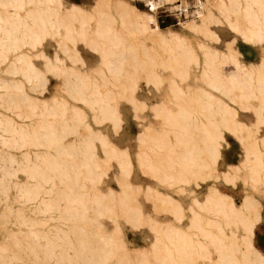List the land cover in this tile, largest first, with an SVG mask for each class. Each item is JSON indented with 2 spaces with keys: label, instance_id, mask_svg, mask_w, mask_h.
Here are the masks:
<instances>
[{
  "label": "bare ground",
  "instance_id": "6f19581e",
  "mask_svg": "<svg viewBox=\"0 0 264 264\" xmlns=\"http://www.w3.org/2000/svg\"><path fill=\"white\" fill-rule=\"evenodd\" d=\"M206 1H202L200 13L183 22L186 27L198 26L196 18L203 17ZM160 2L147 0V10H140L129 0H95L89 8L73 1L65 5L63 0H0V69L6 73L0 75V106L3 108L0 110V224L4 231L0 241V264H121L131 260L150 261L157 252L158 258L163 262L169 259V264H196L193 257L197 252L209 256V248L205 246L197 251L181 245L173 253V235L180 240L178 235H183V229L173 222L163 225L153 219L150 222L163 230L164 248L156 247L161 241L151 243L148 251L126 245L118 247L122 230L114 216L123 209L110 206L107 199L118 198L121 192L112 188L108 192H98L97 186L107 174L110 161L114 160L122 193L127 189L132 193L141 189V186L134 188L129 180L134 164L131 154L127 148L110 141L100 129H94L86 120L83 107L56 95L50 99L35 97L32 92L46 85L47 71L65 78V90L73 100L82 102L94 113L95 123L110 121L114 129L119 128L122 117L117 103L120 97L131 102L135 109L144 110L149 106L154 115L163 118V134H173L175 141L161 145L148 141L154 134L152 125H143L138 135L144 148L137 152V161L142 170L153 177L170 179L171 175L165 170L172 163L182 171L201 169L214 180L220 177L228 180L230 169L241 165L252 168L253 173L247 177L249 191L241 205L221 194L215 184L210 186L205 201L195 200L194 204L213 214L214 218L209 221L218 227V234L208 237L211 242L218 240L219 258L211 259V264L264 263V253L252 244L257 225L264 221L260 199L264 198V172L254 167V163L264 164V151L259 149L264 144V135H258L257 130L238 120L232 106L214 94L217 92L233 102L239 98L242 103L259 92L264 102V73L253 78L264 69V55L259 63L247 64L232 46L222 52L206 49V58L201 62L197 57L195 60L201 67L200 76L194 77L195 85L187 83L185 89L174 83L160 100L147 104L136 95L141 78L137 70L147 69L144 72L147 83L154 86L160 85L164 78L156 71L157 56L151 53L144 57L152 51L147 53L148 47L143 48L142 52L147 51L141 56L134 42H130V35L147 37L164 46L182 39L177 32L164 33L158 25L155 12ZM213 5L226 15L228 25L244 39L253 43L264 40V0H214ZM92 23L95 26L92 27ZM47 38L56 41L57 49L65 58L47 59L44 70L35 64L34 58H48L42 49ZM79 42L100 56V64L93 73L75 69L77 63L84 64L77 48ZM175 46L180 47L181 43ZM170 49L174 53L175 71L178 74L187 72L186 65L195 58L193 50L176 52L175 49L174 52L173 47ZM145 58L152 65L147 64ZM66 59L72 66L64 63ZM136 59L139 61L135 67L129 61ZM151 59L155 61L152 63ZM228 63L234 64V71L225 74L222 67ZM132 66L134 72L124 73L125 68ZM198 79L200 84H196ZM191 87L202 106L200 115L207 121L186 108L174 111L168 106L173 101L171 92L194 101ZM235 89L242 94H233ZM28 119L32 122H27ZM227 132L240 142L242 160L240 166L228 165L220 173L217 163L222 157L221 148ZM69 136L75 138L69 140ZM95 141L103 149L105 158L98 156ZM160 146L169 156L157 165L154 151ZM11 149H18L20 157ZM197 153L203 154L201 163L194 156ZM18 172L25 175L23 180L17 179ZM174 178L182 180L184 174ZM145 189L167 210L184 216L181 202L170 194L151 185ZM11 190H14L13 196ZM134 208L141 219V208ZM191 210L196 211L193 206ZM36 212L47 215L36 218ZM103 216L112 220L113 229L105 228L100 220ZM48 219L60 220L67 228L62 223L63 226L54 225V231L41 228ZM8 222L14 227L8 226ZM67 223L70 224L67 226ZM232 225L242 226L244 234L238 231L227 234L225 227ZM241 241L252 250L242 252L240 260L233 252L238 251Z\"/></svg>",
  "mask_w": 264,
  "mask_h": 264
},
{
  "label": "rangeland",
  "instance_id": "374dc122",
  "mask_svg": "<svg viewBox=\"0 0 264 264\" xmlns=\"http://www.w3.org/2000/svg\"><path fill=\"white\" fill-rule=\"evenodd\" d=\"M71 1L89 8L95 0H63L65 5H68ZM129 1L134 3L140 10H147V6H145L141 1ZM202 1L203 0H169L168 2H166V0H161L159 5L160 7L157 8L155 12L158 25L164 33L168 30L174 31L175 33L177 32L178 35L182 38L179 41L170 42V45L164 46V43L151 40L147 37H135L133 35H130V42H134V46L136 47L138 53L141 52V56L145 53V51H147L144 49V52H142L143 48L145 47L149 48L147 53L151 50L152 51L148 53L149 55H143L144 57L147 58L151 55V53L157 56V60L156 58L155 60L156 64L159 65L157 66L156 71L158 72L160 77L164 78V81L160 85L154 86L151 83H147V77L144 73L147 72V69L140 71L137 70V72L140 73L141 78L139 79L140 88H138L136 95L139 98L144 99L147 104L160 100L161 96L166 94V92H168L170 88L173 87L172 84L174 83L180 85L181 87H184L185 89L187 83H189L190 85H195L194 77L197 75L200 76L201 73V67L197 66L195 60L197 57L199 62L203 61L206 58V49H218L222 52L224 50L226 51L228 46H232V48L237 49L240 52L239 58L245 63L257 64L261 61V57L264 55V40L262 42L258 41L253 43L244 39L241 34H237L228 25L226 15L222 14L213 5L214 0H205L207 3V8L205 9L203 17H195L196 21L199 23L197 27L188 28L183 24V22L187 21L189 18L202 11ZM181 5H193L195 7H193L192 11L189 12L191 14H187V16H184L178 11V8H180ZM233 17H236L235 14H233ZM91 26L93 27L95 26V24L92 23ZM232 40L233 44L231 43ZM176 43H181V46L176 47ZM171 47H173L174 52L175 49L176 52H185L187 49L193 50V55H195V58L192 59L188 65H186L185 68L187 69V72L178 74L175 71V64L172 60L174 53L171 52ZM77 48L84 64L81 65L80 63H77V67L75 69L77 71L80 70V72L85 71L88 73H93L94 68H96V66L100 64V56L87 45H84L81 42L77 44ZM42 49L44 50V54L48 58H34V62L38 67L44 70L45 66L43 65L48 62L47 59L53 61L57 56H60L61 59L65 58V55L57 49L56 41L53 38H47L43 42ZM146 58L145 62L149 64L150 62H148ZM155 60L151 59L149 61L153 63ZM138 61L139 60L136 59L132 62L129 61V63L135 64L136 67ZM64 63L66 65L70 64L68 66H72V62L68 59H66ZM222 70L225 74L232 72L234 71V64H225L222 67ZM0 72V75H6V73L1 69ZM130 72H134L133 66L124 69V73ZM263 73L264 69L259 73H255L253 78L257 79L258 77L262 76ZM46 74L47 82L45 87L38 89V91L32 92L35 97H39L41 99H50L51 96L56 95L58 97H64L70 103L83 107L86 111V120L92 125L94 129H100L105 133L110 141L121 148H127L129 150V153L131 154L134 164L129 176V180L133 183L134 188L141 186V189L136 191V193H132V191H129L128 189L125 194L122 193V187L119 185L116 179L118 167L114 160L110 161V168H107V174L104 176L103 181L97 186L98 192H100L101 190L103 192H108L110 188H112L115 192H121L118 198L109 197L107 199V202L110 206L114 207L115 209H123L121 212H117V214L115 213L114 216L117 219L122 230V234L118 238V247H123V245H126L128 248H138V250L145 249L143 251H148L149 245L151 243L157 244V241H161V245L160 243H158L159 245H157L156 247L164 248L163 230L156 228L150 221L156 220L159 223H164L163 225L166 224L165 222H173L175 225L180 226L183 229V235H178L181 237L180 240H177V236L173 235V243L171 244L173 253L175 249L181 245L193 247V249L197 251L200 247L205 246L209 248V256L205 257L204 255H200L199 252H197L195 257H193L195 263L211 264V259H218V240L215 239V242H211V238H208L215 237L214 235L218 234V227L213 226L211 224V221H209L214 218V215L209 213L202 207L198 208L194 203L195 200H199L201 202L205 201L209 193L210 186L212 184H215L221 194L223 193L231 197L234 203L238 206L242 204L245 193L249 191L247 177L253 173V170L252 168H245L243 167V165L240 166L243 150L238 139L232 133H226V142L223 143L224 145L221 148L222 157L217 163V168L220 173L226 170V166L228 165L230 166L238 164L240 166V168L230 169L231 175L228 180H226L224 177H220L218 180H214V178L212 177H207V174L202 172L201 169L194 168L192 170L182 171L179 166L173 163L170 164V167L165 170L168 174L171 175L170 179L166 180L165 178L161 177H153L145 173L137 161V152L144 148L143 142H140L138 140V135L143 129V125H152V127L154 128L152 132L154 134L153 137L148 139V141L154 142L155 144L159 145L175 141V136L173 134H163V127L165 126L163 118L154 115L149 106H147L146 109L144 108V110H142L141 108L135 109L131 102H129L125 98L120 97L121 99L119 98V102L117 103L119 105V110L122 117L119 128L114 129L110 121H103L101 124L95 123L93 119L94 113L90 111V109L82 102L73 100L69 96V93L65 90V78L63 76L56 75L54 71H47ZM185 78L186 80H184ZM200 83L201 82L199 81V79L196 80V84ZM104 89L106 88L104 87ZM186 92L188 93L189 90H187ZM176 93L177 96L172 92L170 93L173 100L168 104L170 109L178 111L183 107L190 110L191 113H194L193 115L198 114L201 119L203 118L207 121L206 117H202L200 115L202 106L199 100L196 98L198 94H196L194 87H191L190 93L191 97L195 99L194 101L186 98L183 95L180 96L178 92ZM214 94L223 98L229 103L230 106H232L234 111L237 112L236 118L238 120L249 124L252 128L258 131V135H264V102L259 92H256V96L243 100L242 103L239 102V98H236L237 102H233L229 98L221 96L217 92H214ZM233 94L239 96L242 94V91L239 89H235L233 91ZM1 109L3 108L0 106V110ZM36 121L37 119L33 120V122ZM27 122L32 121L28 119ZM81 132L84 133L85 130L81 129ZM74 138V136H69V140H72ZM95 144L98 156L101 158H105L104 151L100 147L98 141H95ZM4 149L6 148H3V150ZM259 149L261 151H264L263 143L259 146ZM5 151H8V149H6ZM11 151L14 152L17 157H20V152L18 149H11ZM154 152V155H156L155 159L157 161V165L160 164L159 161L167 158V155L169 154L168 151L165 150V148H163L162 146H160L159 148L157 147ZM194 156L198 160H200L201 163L203 154L197 153L194 154ZM254 167L264 172V164L254 163ZM161 168H163V166H161ZM182 173L184 174V178L182 180L174 178L176 175ZM17 175L19 176H17L18 180H23L25 178V175L21 172H18ZM148 185H151L164 194H170L174 199L181 202L182 206L184 207V216L181 217L180 215H175L174 213H172L171 209L167 210L166 207L161 205V203L156 198L150 196V193L144 191V189L147 188ZM262 187L264 189V183H262ZM13 194L14 190H11V196H13ZM260 199L263 202L264 209V198L261 197ZM192 206L196 211L191 210ZM134 207L141 208V219L138 218L139 213ZM43 215L44 214L42 213L39 214V212H36L34 214V217L45 218V215L47 214H45L44 216ZM52 220L53 219H48L47 223L45 225H42L41 228L48 231H54V225H64L60 220L56 219V221L54 219L53 222ZM100 220L103 222L107 230H111L114 228V225L111 222L112 220H108L106 216L101 217ZM68 224L70 223H67V226ZM7 225L10 227H14L10 222H8ZM63 227L67 228L65 225ZM2 231L3 229L0 224V241L4 238V233H2ZM232 231H238L239 233L244 234V230L240 225L237 227L235 225L225 227V232L227 234L230 235ZM211 234L212 236H209ZM243 240L244 238L242 239V241ZM242 241L240 243L238 251L233 252L234 255L240 260L243 257L242 252L247 253L248 250H252L250 246H247L246 243H243ZM252 244L264 253V221H261L257 225ZM154 255L153 257H150V261L131 260L124 261L121 264H169V259L168 262H163L158 258V252ZM108 264H118V262H110ZM255 264L258 263L256 262Z\"/></svg>",
  "mask_w": 264,
  "mask_h": 264
},
{
  "label": "built area",
  "instance_id": "2783aa9c",
  "mask_svg": "<svg viewBox=\"0 0 264 264\" xmlns=\"http://www.w3.org/2000/svg\"><path fill=\"white\" fill-rule=\"evenodd\" d=\"M145 6H147L146 5V2H147V0H140ZM160 6H158V8H159ZM193 7H195V6H193V5H187V6H183V5H181V7L180 8H178V11H179V13L180 14H182V15H184V16H187V14H191V13H189L190 11H192V8ZM157 10V9H156Z\"/></svg>",
  "mask_w": 264,
  "mask_h": 264
},
{
  "label": "crops",
  "instance_id": "0c3cea01",
  "mask_svg": "<svg viewBox=\"0 0 264 264\" xmlns=\"http://www.w3.org/2000/svg\"><path fill=\"white\" fill-rule=\"evenodd\" d=\"M169 0H166V2H168Z\"/></svg>",
  "mask_w": 264,
  "mask_h": 264
}]
</instances>
